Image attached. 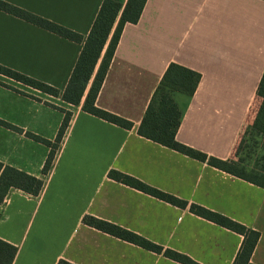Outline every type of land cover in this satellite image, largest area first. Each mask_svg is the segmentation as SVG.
<instances>
[{
    "label": "crops",
    "instance_id": "0c3cea01",
    "mask_svg": "<svg viewBox=\"0 0 264 264\" xmlns=\"http://www.w3.org/2000/svg\"><path fill=\"white\" fill-rule=\"evenodd\" d=\"M1 1L87 38L104 0ZM82 49L0 10V65L60 91L53 97L0 75V120L22 130L0 125V162L44 181L39 196L12 189L0 205V240L18 248L12 264H181L85 225L86 216L199 264H233L241 235L110 179L112 170L260 232L252 262L264 264V189L138 134L175 63L202 76L192 97L174 95L183 111L178 142L228 160L247 131L259 136L264 1L148 0L139 22L124 27L96 100L131 130L83 111L84 98L63 101ZM65 112L71 119L44 175L51 148L27 133L54 143Z\"/></svg>",
    "mask_w": 264,
    "mask_h": 264
},
{
    "label": "trees",
    "instance_id": "16d2710c",
    "mask_svg": "<svg viewBox=\"0 0 264 264\" xmlns=\"http://www.w3.org/2000/svg\"><path fill=\"white\" fill-rule=\"evenodd\" d=\"M147 1L148 0H127L125 3L124 0H104L87 38L7 2H0V10L60 37L83 44L82 52L62 95L63 101L72 106H79L84 98L82 106L83 111L118 127L131 130L134 127L132 122L100 109L96 105V100L109 70L124 27L127 24H137L139 22ZM0 75L53 97H59L60 95L59 90L2 65H0ZM201 78L202 76L199 72L171 63L148 105L138 129V134L143 138L192 159L207 163L213 168L264 189V173H249L246 168L238 162V159H236L240 152V150H238L239 148L236 150L235 158L222 160L209 156L177 141L176 136L181 125L183 111L176 103L174 95L180 93L192 97L199 86ZM257 96L262 102L252 127L254 132L259 135L261 146L264 148V74L257 89ZM70 119L71 114L65 112L63 124L54 143L31 133H27V136L31 139L41 142L51 148V153L43 168L44 175H46L51 168L56 150L63 139ZM0 125L22 132L21 129L11 126L1 120ZM109 178L175 207L189 209L192 214L241 235L243 241L233 264H254L252 262V256L260 240V232L250 229L235 220L211 211L203 206L190 204L185 200L153 188L137 178L122 172L112 170L109 173ZM43 187L44 181L42 179L31 176L13 167L6 166L0 162V205L4 203L12 189L20 190L32 197H37L41 193ZM83 223L113 237L156 254L163 255L178 263L199 264L184 254L154 244L142 236L111 222L93 216H86L83 219ZM17 253V247L0 240V264H12ZM58 264L72 263L61 260Z\"/></svg>",
    "mask_w": 264,
    "mask_h": 264
},
{
    "label": "rangeland",
    "instance_id": "374dc122",
    "mask_svg": "<svg viewBox=\"0 0 264 264\" xmlns=\"http://www.w3.org/2000/svg\"><path fill=\"white\" fill-rule=\"evenodd\" d=\"M261 107V104H255L254 112L256 115ZM249 131L246 133L248 134ZM245 133V134H246ZM243 135L237 149L240 152L237 155L238 162L246 168V170L255 173H264V148L261 146L260 137L255 133Z\"/></svg>",
    "mask_w": 264,
    "mask_h": 264
}]
</instances>
